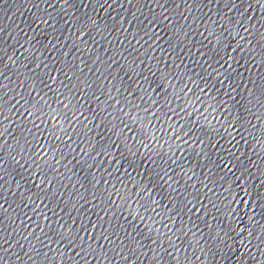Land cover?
I'll return each instance as SVG.
<instances>
[{
    "label": "water",
    "instance_id": "95a60500",
    "mask_svg": "<svg viewBox=\"0 0 264 264\" xmlns=\"http://www.w3.org/2000/svg\"><path fill=\"white\" fill-rule=\"evenodd\" d=\"M0 264H264V0H0Z\"/></svg>",
    "mask_w": 264,
    "mask_h": 264
}]
</instances>
